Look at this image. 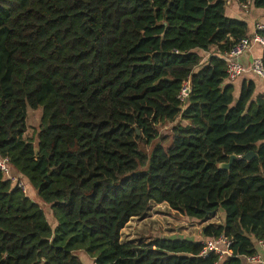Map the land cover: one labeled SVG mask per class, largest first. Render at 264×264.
<instances>
[{
    "label": "trees",
    "instance_id": "trees-1",
    "mask_svg": "<svg viewBox=\"0 0 264 264\" xmlns=\"http://www.w3.org/2000/svg\"><path fill=\"white\" fill-rule=\"evenodd\" d=\"M229 1L264 10V0H0V156L55 224L0 169V264H84L81 251L94 264H242L257 254L264 94L254 79L238 87L227 77L220 55L251 35ZM41 107L35 146L27 110ZM152 202L194 221L222 212L203 234L226 236L233 255L204 258V244L186 237L123 243Z\"/></svg>",
    "mask_w": 264,
    "mask_h": 264
},
{
    "label": "rangeland",
    "instance_id": "rangeland-1",
    "mask_svg": "<svg viewBox=\"0 0 264 264\" xmlns=\"http://www.w3.org/2000/svg\"><path fill=\"white\" fill-rule=\"evenodd\" d=\"M42 116L43 107L37 110L31 108H28L27 110V131L24 135V138L33 143L35 146H37L39 142L40 122ZM180 122L183 125H187V121L180 120ZM173 125L174 124L166 125L160 130V139H164L162 143L167 147L172 143ZM28 185L29 195L32 201L40 205L46 211L47 216L53 225L54 219L52 216V211L42 200L37 191L32 187V185L29 183ZM213 215L207 216L206 219L202 221L205 223H217L219 217L217 213H214ZM200 222L201 221L189 219L179 212L173 210L167 203L158 204L156 202H152L145 216L139 217L128 224L122 235V241L140 244L150 242L156 237H198L203 233L199 228ZM97 252L98 251H96V253ZM79 256L83 260L84 264H94L87 252L81 251Z\"/></svg>",
    "mask_w": 264,
    "mask_h": 264
},
{
    "label": "built area",
    "instance_id": "built-area-1",
    "mask_svg": "<svg viewBox=\"0 0 264 264\" xmlns=\"http://www.w3.org/2000/svg\"><path fill=\"white\" fill-rule=\"evenodd\" d=\"M250 6V1L246 4H242L241 7L245 12H248ZM257 30H264V23L257 25L255 32L247 38H243L238 41L231 50L224 55H220L227 63V77L230 81H238L246 72L247 68L241 63V58L245 53L250 51L255 44H261L264 46V37L257 33ZM250 70L256 74L258 77L264 80V61L262 57H256L252 61ZM190 93V83L185 82L181 92L179 94V99L182 102H186L188 95ZM0 169L4 175L16 185L24 194L29 195V185L28 181L18 175L14 174L11 170V163L8 158L0 156ZM204 248L201 251L202 257H208L212 253L219 255L220 259L225 256L233 255L231 250L232 241L226 236L221 235L219 237H209L203 242ZM264 246V242H259ZM253 262H263L260 255L255 254L253 256L247 257Z\"/></svg>",
    "mask_w": 264,
    "mask_h": 264
},
{
    "label": "crops",
    "instance_id": "crops-1",
    "mask_svg": "<svg viewBox=\"0 0 264 264\" xmlns=\"http://www.w3.org/2000/svg\"><path fill=\"white\" fill-rule=\"evenodd\" d=\"M227 12L231 17L246 19L247 21H249L250 27H251V35L255 32L258 24L264 23V10H251V11L248 10V12H245L242 9V7L238 1H229V5L227 7ZM263 51H264V46H262L261 44H255L252 47V49L250 51H248L247 53H245L243 55V57L241 58V63L247 68V72L242 76V78L243 79L244 78L254 79V81L256 82V85H257V89H256L257 94H264V80L261 79L260 77H258L256 74H254L250 70V68H251L253 59L256 57H262ZM241 81H242V79L241 80L239 79L238 81H236L235 82L236 86L239 87V84L241 83ZM238 93H239V91L237 90L236 91L237 96H238ZM217 215L219 217V220L217 223H214V222L213 223H205L204 221H201L199 224L200 230H202V232H203V228L207 224H214V225L223 224L224 223L223 213L217 212ZM137 218H139V217L132 218L129 221V223L132 222L133 220L137 219ZM128 224H127V226H128ZM126 227L122 230V235H123ZM200 233H201V231H200ZM185 237L189 238V239L197 240V241L202 242V243L208 239V237L204 236L203 233L198 237H195V236L194 237L193 236L192 237L191 236H189V237L185 236ZM123 243H128V242H123ZM256 249H257V254L261 256L263 262H253V261L249 260L247 257H244L242 259V264H264V246H262L261 244H258Z\"/></svg>",
    "mask_w": 264,
    "mask_h": 264
},
{
    "label": "water",
    "instance_id": "water-1",
    "mask_svg": "<svg viewBox=\"0 0 264 264\" xmlns=\"http://www.w3.org/2000/svg\"><path fill=\"white\" fill-rule=\"evenodd\" d=\"M138 134H140V131L138 130ZM38 152V149L36 150ZM255 154L253 152H249L247 155H246V158L247 159H252V157L254 156ZM236 159V155H232L229 162L228 163H222L219 165V168L220 169H229L233 163V161Z\"/></svg>",
    "mask_w": 264,
    "mask_h": 264
}]
</instances>
